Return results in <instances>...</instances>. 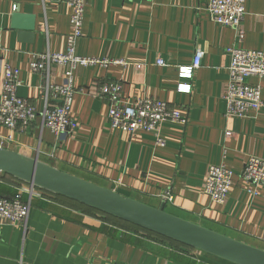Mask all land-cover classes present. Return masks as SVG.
I'll return each mask as SVG.
<instances>
[{
    "label": "crops",
    "instance_id": "1",
    "mask_svg": "<svg viewBox=\"0 0 264 264\" xmlns=\"http://www.w3.org/2000/svg\"><path fill=\"white\" fill-rule=\"evenodd\" d=\"M209 1L87 0L78 53L125 64L78 68L70 111L77 128L58 143L39 115L27 131L0 122V145L264 249V187L253 195L241 178L251 155L264 158V108L245 118L227 116L223 98L227 48L264 51V0H247L241 43L234 28L211 20ZM15 11L36 16L32 42L19 40L11 25ZM70 20L71 8L59 0H0V101L9 63L20 70L19 95L42 111L45 77L32 72L29 61L33 52H64ZM197 49L202 65L188 80L191 91L182 92L177 66L192 64ZM159 58L166 65L157 64ZM65 70L55 65L52 80L60 83ZM110 82L122 83L128 102L157 97L187 122L163 123L165 147L156 145L153 132L113 128L107 100L95 94ZM259 82L264 95V79ZM220 163L234 172L225 203L203 190L209 166ZM22 184L0 171V196L15 197ZM167 189L172 201L162 196ZM23 199L31 200L27 226L0 228V264H233L155 234L128 231L117 224L120 219L47 190L33 197L24 192Z\"/></svg>",
    "mask_w": 264,
    "mask_h": 264
},
{
    "label": "built area",
    "instance_id": "2",
    "mask_svg": "<svg viewBox=\"0 0 264 264\" xmlns=\"http://www.w3.org/2000/svg\"><path fill=\"white\" fill-rule=\"evenodd\" d=\"M59 1L67 3L71 8V30L67 35L66 50L62 53L49 50L33 52L29 61L31 71L43 73L45 77L41 86L44 101L42 111L39 112L34 103L19 95V87L22 85L20 70L9 63L3 68L0 101V122L5 127L27 131L41 115L43 125L55 135L57 143L77 128L70 111L77 91L74 78L78 68L96 64L103 66L125 64L124 60L80 55L77 46L83 35L87 0ZM206 11L211 20L217 24L234 28L238 42L241 43L245 39L246 31L243 24L248 14L247 0H210ZM226 51L230 55L229 80L223 93L227 106L226 115L245 118L252 111L264 108L263 86L259 82L264 79V51L235 45L227 48ZM203 55V52L197 49L192 64L177 66L178 74L184 80L178 84V90L191 91L192 85L188 80L202 65ZM157 64L164 66L166 61L164 58H159ZM55 65L66 68L60 83L52 80ZM251 77L258 81L248 82ZM122 92L123 85L120 82L104 83L95 91L98 97L107 100L110 124L115 129H121L131 135L139 131L153 132L156 145L165 147L167 140L162 135L163 123L187 122L180 110L171 108L168 102L162 99L144 96L128 102L123 98ZM241 178L247 190L257 195L259 188L264 187V158L251 155L241 173ZM233 181L234 172L226 164H212L205 177L204 193L217 203H225ZM41 191L44 190L34 184L23 182L19 194L15 197L0 196V228L5 224H21L26 227L31 200H24L23 193L27 192L33 197L40 196ZM162 196L167 201L173 199L170 189H167Z\"/></svg>",
    "mask_w": 264,
    "mask_h": 264
},
{
    "label": "water",
    "instance_id": "3",
    "mask_svg": "<svg viewBox=\"0 0 264 264\" xmlns=\"http://www.w3.org/2000/svg\"><path fill=\"white\" fill-rule=\"evenodd\" d=\"M11 25L19 40H34L35 15L15 11ZM0 171L227 262L264 264V249L170 213L164 204L151 206L1 145Z\"/></svg>",
    "mask_w": 264,
    "mask_h": 264
},
{
    "label": "rangeland",
    "instance_id": "4",
    "mask_svg": "<svg viewBox=\"0 0 264 264\" xmlns=\"http://www.w3.org/2000/svg\"><path fill=\"white\" fill-rule=\"evenodd\" d=\"M117 224H120V225H122V226H124V227H126V229L129 231H136L137 233H142V234H147V235H151L152 233H150V232H147V231H145V230H143V229H141V228H138L137 226H135V225H131V224H129V223H126V222H124V221H121V220H117ZM154 236H156V235H154ZM156 237H158V238H160V239H163V238H161V237H159V236H156ZM163 240H165V239H163ZM170 242V241H169ZM173 244V243H172ZM199 254V253H198Z\"/></svg>",
    "mask_w": 264,
    "mask_h": 264
},
{
    "label": "trees",
    "instance_id": "5",
    "mask_svg": "<svg viewBox=\"0 0 264 264\" xmlns=\"http://www.w3.org/2000/svg\"><path fill=\"white\" fill-rule=\"evenodd\" d=\"M22 182H24V181H22ZM125 222V221H124ZM126 223H128V222H126ZM130 224V223H129ZM132 225V224H131ZM139 228V227H138ZM142 229V228H141ZM147 232H149V231H147ZM150 233H152V232H150ZM152 234H154V233H152ZM155 235H157V234H155ZM159 237H161V238H164V239H166V240H169L170 242H173L175 245H178V246H183V247H186V248H190V247H188V246H185V245H182V244H180V243H178V242H176V241H174V240H172V239H168V238H165V237H162V236H160V235H158ZM192 249V248H191Z\"/></svg>",
    "mask_w": 264,
    "mask_h": 264
}]
</instances>
